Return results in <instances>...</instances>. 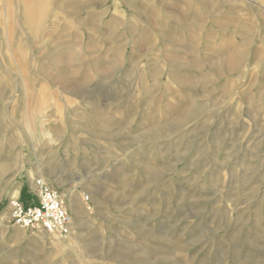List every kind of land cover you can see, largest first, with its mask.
I'll return each instance as SVG.
<instances>
[{"label": "rangeland", "instance_id": "rangeland-1", "mask_svg": "<svg viewBox=\"0 0 264 264\" xmlns=\"http://www.w3.org/2000/svg\"><path fill=\"white\" fill-rule=\"evenodd\" d=\"M1 221L0 264H264V0H0Z\"/></svg>", "mask_w": 264, "mask_h": 264}, {"label": "built area", "instance_id": "built-area-1", "mask_svg": "<svg viewBox=\"0 0 264 264\" xmlns=\"http://www.w3.org/2000/svg\"><path fill=\"white\" fill-rule=\"evenodd\" d=\"M26 193V198L17 196L9 199L11 222L34 232L67 237L71 232L72 213L62 189L43 176H36Z\"/></svg>", "mask_w": 264, "mask_h": 264}, {"label": "bare ground", "instance_id": "bare-ground-1", "mask_svg": "<svg viewBox=\"0 0 264 264\" xmlns=\"http://www.w3.org/2000/svg\"><path fill=\"white\" fill-rule=\"evenodd\" d=\"M58 187L60 189H63V190L65 189V194H64L65 198L64 199H67L69 207L71 209V212H72L73 216H77V215L83 214V212H85V209L83 208V206L85 207V205L83 204V202H81L82 201L81 200V193L78 191L79 193H77V195H76L78 198H74V196L70 197V192H69V190L66 189L65 183L59 182ZM70 191L73 192V195L76 192L74 189L70 190ZM0 223H2V221ZM70 227H72V221H71ZM46 235H48V234H46ZM49 236H51V235H49ZM49 236L46 237L48 239H46V240H44L42 242V245H40L38 243L37 244V248H39V247L42 248V247H44L43 245H46L47 243L52 244V242L50 240L51 237H49ZM52 238H54V237H52Z\"/></svg>", "mask_w": 264, "mask_h": 264}, {"label": "crops", "instance_id": "crops-1", "mask_svg": "<svg viewBox=\"0 0 264 264\" xmlns=\"http://www.w3.org/2000/svg\"><path fill=\"white\" fill-rule=\"evenodd\" d=\"M33 180V179H32ZM32 182V181H31ZM30 183V182H29ZM29 183L28 184H26V186L24 185L22 188H21V190H20V192H19V196H21V197H24V198H26L27 197V189H28V186H29ZM24 187H25V189H24Z\"/></svg>", "mask_w": 264, "mask_h": 264}]
</instances>
